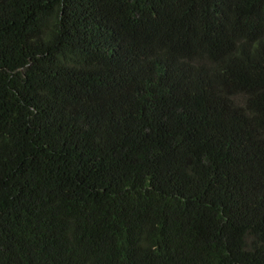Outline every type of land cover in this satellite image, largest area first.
<instances>
[{
	"label": "trees",
	"instance_id": "1",
	"mask_svg": "<svg viewBox=\"0 0 264 264\" xmlns=\"http://www.w3.org/2000/svg\"><path fill=\"white\" fill-rule=\"evenodd\" d=\"M0 264H264V0H0Z\"/></svg>",
	"mask_w": 264,
	"mask_h": 264
}]
</instances>
